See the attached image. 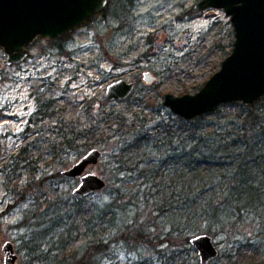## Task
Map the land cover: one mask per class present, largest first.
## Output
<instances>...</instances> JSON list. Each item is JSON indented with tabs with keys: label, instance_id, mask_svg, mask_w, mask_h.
Instances as JSON below:
<instances>
[{
	"label": "rangeland",
	"instance_id": "rangeland-1",
	"mask_svg": "<svg viewBox=\"0 0 264 264\" xmlns=\"http://www.w3.org/2000/svg\"><path fill=\"white\" fill-rule=\"evenodd\" d=\"M199 1L108 0L73 31L37 38L21 63L8 65L0 49V264L7 241L18 264H65L85 254L97 235L106 246L96 264H200L190 242L200 233L211 234L220 249L210 264H264V228L253 215L216 234L201 225L189 240L165 216L141 217L144 242L121 238L108 217L89 213L117 191L115 154L123 140L152 128L157 115H177L164 104L165 94L196 93L232 52L231 16L220 7L198 9ZM145 71L157 80L147 84ZM121 78L134 81L135 90L126 99H108L107 85ZM72 134L73 147H63V136ZM93 147L104 157L88 171L110 185L74 196L79 182L62 171ZM128 210L123 221L138 209Z\"/></svg>",
	"mask_w": 264,
	"mask_h": 264
},
{
	"label": "trees",
	"instance_id": "trees-1",
	"mask_svg": "<svg viewBox=\"0 0 264 264\" xmlns=\"http://www.w3.org/2000/svg\"><path fill=\"white\" fill-rule=\"evenodd\" d=\"M222 105L225 114L221 107L195 119L157 115L152 128L125 138L115 154L120 184L110 201L89 211L92 218L108 217L121 238L144 242L148 234L141 217L153 216L154 222L165 216L188 240L201 225L215 234L236 230L247 215L259 218L264 228V97L249 105ZM76 135L63 136L60 144L73 147ZM129 205L138 210L123 221ZM105 246L97 235L85 254L65 264H94Z\"/></svg>",
	"mask_w": 264,
	"mask_h": 264
},
{
	"label": "water",
	"instance_id": "water-1",
	"mask_svg": "<svg viewBox=\"0 0 264 264\" xmlns=\"http://www.w3.org/2000/svg\"><path fill=\"white\" fill-rule=\"evenodd\" d=\"M107 4L108 0H0V49L6 63L23 62L37 38H55L69 33ZM209 6L224 8L231 16L235 29L234 47L221 68L196 93L165 94L164 104L186 119L214 112L228 102L249 105L264 97V0H201L195 7ZM143 80L152 84L157 77L152 71H145ZM135 86L134 81L124 78L115 80L107 85L106 96L110 100L126 99ZM103 157L104 151L93 147L62 171L66 178L79 179L72 191L74 196L86 197L108 187L105 177L88 171ZM190 242L198 251L200 264H210L220 254L209 233L194 235ZM3 249L5 264H18L13 243L7 241Z\"/></svg>",
	"mask_w": 264,
	"mask_h": 264
},
{
	"label": "flooded vegetation",
	"instance_id": "flooded-vegetation-1",
	"mask_svg": "<svg viewBox=\"0 0 264 264\" xmlns=\"http://www.w3.org/2000/svg\"><path fill=\"white\" fill-rule=\"evenodd\" d=\"M78 180V182H79V179H77Z\"/></svg>",
	"mask_w": 264,
	"mask_h": 264
}]
</instances>
